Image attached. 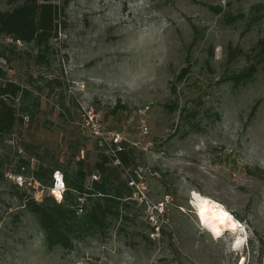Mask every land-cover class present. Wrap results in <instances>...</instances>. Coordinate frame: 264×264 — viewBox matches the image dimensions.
Instances as JSON below:
<instances>
[{
	"label": "rangeland",
	"instance_id": "rangeland-1",
	"mask_svg": "<svg viewBox=\"0 0 264 264\" xmlns=\"http://www.w3.org/2000/svg\"><path fill=\"white\" fill-rule=\"evenodd\" d=\"M51 1L62 23L42 63L0 34V82L30 90L0 133V264H234L240 251L204 230L190 191L264 237V0ZM112 144L132 149L133 163L112 162L129 201L105 229L49 248L23 205L35 190L14 176L40 166L39 201L57 200L46 168L91 167Z\"/></svg>",
	"mask_w": 264,
	"mask_h": 264
},
{
	"label": "trees",
	"instance_id": "trees-1",
	"mask_svg": "<svg viewBox=\"0 0 264 264\" xmlns=\"http://www.w3.org/2000/svg\"><path fill=\"white\" fill-rule=\"evenodd\" d=\"M12 3L10 8L0 9V34L32 45L34 61L42 63L51 50L50 41L57 37L62 10L51 0H12ZM28 93L30 90L18 82H0V133L9 132L15 122L22 119L12 100L22 99ZM112 146L110 154L99 152L91 167L78 159L72 170L63 171L66 189L60 200L48 195L41 201L29 197L23 202L37 218L49 248L56 245L70 248L74 238L105 229L109 219L118 217L129 201L123 199H130L133 191L112 162L118 161L124 166L133 163L132 149L125 148L124 144L119 149L115 144ZM46 169L50 176L57 168ZM92 170L97 171L99 177L86 184ZM35 176L45 181L40 166Z\"/></svg>",
	"mask_w": 264,
	"mask_h": 264
},
{
	"label": "built area",
	"instance_id": "built-area-1",
	"mask_svg": "<svg viewBox=\"0 0 264 264\" xmlns=\"http://www.w3.org/2000/svg\"><path fill=\"white\" fill-rule=\"evenodd\" d=\"M85 119H86V124H96L97 125L98 119L91 110L87 112ZM146 129L147 128L143 126L144 132H146ZM117 148L119 149L120 147L118 146ZM137 175H138V178L135 176L130 177L129 184L136 188L135 192L138 193L140 200H144L145 199V194L143 190L145 188L144 182L143 180H141V175L140 174H137ZM91 177L92 178L90 180L97 179V176L95 174H91ZM14 181L19 185H25V186L32 187L35 191L33 192L31 197L35 201L40 200L41 194H40V191L38 190L39 182L36 178H34L31 175L24 176L22 175V173H17L14 176ZM54 188H58L62 193L66 189L63 173L58 169L54 170L51 174V184L48 187L49 192L51 194ZM61 197L62 196L56 199L60 200ZM242 229H243L242 231L244 235L243 240L238 246H231V249H233V251H237V250L240 251V255L234 264H264V237H262L261 240L259 239L260 241L255 239L256 243L258 242V244L257 245L253 244V239H252V237L254 236L253 232L246 230L244 226ZM259 242H261L262 244L260 243L259 245Z\"/></svg>",
	"mask_w": 264,
	"mask_h": 264
},
{
	"label": "bare ground",
	"instance_id": "bare-ground-1",
	"mask_svg": "<svg viewBox=\"0 0 264 264\" xmlns=\"http://www.w3.org/2000/svg\"><path fill=\"white\" fill-rule=\"evenodd\" d=\"M52 194L56 198L62 196L58 188H54ZM190 203L195 208L199 224L210 235L216 238L226 233L231 238L230 246H238L241 243L244 237L242 224L223 203L194 189L190 191Z\"/></svg>",
	"mask_w": 264,
	"mask_h": 264
}]
</instances>
